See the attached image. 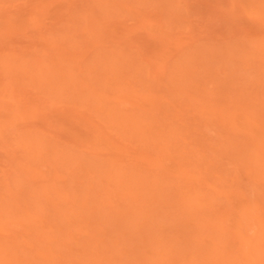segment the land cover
<instances>
[{"label":"rangeland","instance_id":"374dc122","mask_svg":"<svg viewBox=\"0 0 264 264\" xmlns=\"http://www.w3.org/2000/svg\"><path fill=\"white\" fill-rule=\"evenodd\" d=\"M0 264H264V0H0Z\"/></svg>","mask_w":264,"mask_h":264}]
</instances>
